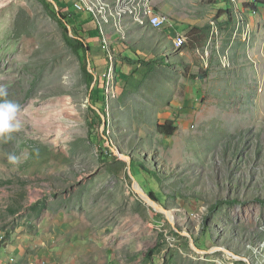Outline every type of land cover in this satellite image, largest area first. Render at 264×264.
<instances>
[{
	"label": "rangeland",
	"instance_id": "1",
	"mask_svg": "<svg viewBox=\"0 0 264 264\" xmlns=\"http://www.w3.org/2000/svg\"><path fill=\"white\" fill-rule=\"evenodd\" d=\"M89 1L67 24L58 5L81 2L0 0V102L20 123L0 136V264H264V4ZM125 15L186 40L159 54L128 33L114 61L105 28Z\"/></svg>",
	"mask_w": 264,
	"mask_h": 264
},
{
	"label": "crops",
	"instance_id": "2",
	"mask_svg": "<svg viewBox=\"0 0 264 264\" xmlns=\"http://www.w3.org/2000/svg\"><path fill=\"white\" fill-rule=\"evenodd\" d=\"M152 6H153V9L155 11L156 6L153 5V4H152ZM158 12H159V10H158V8H156L155 13L159 14ZM89 13H90V16H93L91 12H89ZM129 16H131V15H125L122 18L121 29L119 30L120 34L117 32V29H115L112 26V24L106 25L105 29H106V32L109 35L108 37H109V39L111 41L110 50H113L114 53H116V54L113 55L114 57H110V58H113L114 61H115V55H118L120 52H121V54H122V52H124L122 54L124 57L128 56V55H125L126 54L125 53L126 50H128V48H129L128 44H125V41L127 40V36H128L127 34L128 33H130L129 36H134L135 35L134 33H136L138 37L135 38V40L139 44H140V34H146V39L147 40H146L145 44H143L142 46L139 47V48L142 47L141 48L142 50H144L146 44L149 46V48L151 49L152 52L153 51H157L159 54L161 52H164V54L166 52L167 53H172L174 50H178V49H174L173 48V46H172V44L170 42V38H172V43H173V39L176 36H182L179 33H184L185 31L184 30H179V28H177L176 23L174 21L172 22L171 19H170L169 20V25H165L162 29H157V28H154V27L150 26V23L147 20V17H144L143 22H140L138 20H137V22H135V24L137 26H143V27H136L134 29H131V27H130V25L128 23L129 21H127L129 18H131ZM130 22H133V21L131 20ZM95 23L92 21V19H90L89 21H86L85 23H83V25L86 28V31H89V33H86V35L89 38V41H92V42H90V44H91L90 45V50H93L92 48L101 49V42L98 40V37L91 36V34H90L91 31H93V30L96 31V29L99 32V29L96 26L97 24L95 25ZM122 23H123V26H122ZM171 27H172V30L169 29ZM166 30H168V31L170 30L171 32L168 34V33L165 32ZM105 37H106L107 43L106 44L104 43L105 46L103 45V47H106V45L109 44V39L107 38V35H105ZM182 37H184L185 40H186V35L185 34H183ZM101 40H102V38H101ZM117 41H119V42H117ZM102 42H103V40H102ZM130 44H132V43H130ZM154 48H156V49L153 50ZM141 53H143V52H141ZM134 54H136V53H134ZM153 57H154V55L152 53H148V56H147L148 59L149 58H153ZM95 58H96V60L94 61V64H95L96 69L98 70L99 76H100V74L105 70V67H106V65L104 66V63H106V61H105V53H103V54L101 53V55H97ZM116 59H117V63H115V65L118 66V68H119V64L120 63H118L119 62L118 56H116ZM110 64H112V63H110ZM113 65H114V63H113ZM124 67H125V65H124Z\"/></svg>",
	"mask_w": 264,
	"mask_h": 264
},
{
	"label": "trees",
	"instance_id": "3",
	"mask_svg": "<svg viewBox=\"0 0 264 264\" xmlns=\"http://www.w3.org/2000/svg\"><path fill=\"white\" fill-rule=\"evenodd\" d=\"M77 3V2H76ZM259 3H261V4H264V2H262V1H260V0H258L257 2H255V3H247V6H249V7H251V8H253L254 10H256L257 8H258V4ZM62 6H60V5H58V10L59 11H57L58 13H59V15L61 16V18L62 19H64V21L68 24L71 20L72 21H74V19H75V17L77 16V15H72V16H66L64 13H63V11H62ZM64 9V8H63ZM69 10V9H68ZM155 11H156V8H155ZM83 12H86V13H88V14H90L88 11H83ZM229 12V11H228ZM91 17H93V16H90V18ZM71 23V22H70ZM83 24V23H82ZM72 25H74V24H72ZM99 29V28H98ZM97 30V29H96ZM98 31V30H97ZM99 32H100V34H101V31L99 30ZM78 41V44L81 46V48L84 50L85 48V44H84V42L83 41H81V40H77ZM85 51H86V49H85ZM119 69V68H118ZM116 71H117V73H118V75H119V77H124L125 76V74H121V73H119L120 72V70H117V68H116ZM89 76H90V80H92L93 79V75L92 74H89ZM198 77H200V78H204L205 77V73H202V74H199L198 75ZM103 90V89H102ZM98 92V93H97ZM101 92H99V89H93L92 90V97H91V99L93 100V103L97 106V101H99V94H100ZM102 109H101V111H103V109H104V103H102ZM157 131L160 133V134H163V135H165V136H168V137H170V136H172L174 133H175V131H176V127H175V125H174V123H173V121H171V120H166V121H164L163 123H158L157 124ZM102 156L103 157H105V156H107V154H104V153H102ZM148 195L154 200V201H157V198H156V196H154V193H153V191H150L149 193H148Z\"/></svg>",
	"mask_w": 264,
	"mask_h": 264
},
{
	"label": "clouds",
	"instance_id": "4",
	"mask_svg": "<svg viewBox=\"0 0 264 264\" xmlns=\"http://www.w3.org/2000/svg\"><path fill=\"white\" fill-rule=\"evenodd\" d=\"M6 95V90L3 87H0V96ZM18 111V104L11 101L0 102V136L7 137L8 134L20 128V123L16 120ZM8 160L9 162L15 164L18 162V157L15 155H9Z\"/></svg>",
	"mask_w": 264,
	"mask_h": 264
},
{
	"label": "built area",
	"instance_id": "5",
	"mask_svg": "<svg viewBox=\"0 0 264 264\" xmlns=\"http://www.w3.org/2000/svg\"><path fill=\"white\" fill-rule=\"evenodd\" d=\"M74 10L73 11H70V10H63L62 8V11L63 13L66 15V16H72V15H77L78 14H83V11H84V8L83 7H76L74 6L73 8ZM154 19V18H153ZM155 20V19H154ZM158 24L162 25V28L165 26V18H163V20H155ZM183 36V33H179ZM106 61V60H105Z\"/></svg>",
	"mask_w": 264,
	"mask_h": 264
},
{
	"label": "bare ground",
	"instance_id": "6",
	"mask_svg": "<svg viewBox=\"0 0 264 264\" xmlns=\"http://www.w3.org/2000/svg\"><path fill=\"white\" fill-rule=\"evenodd\" d=\"M75 1L81 2V5L84 8V10H86V11L90 10L89 12H91L93 17L95 18V14L92 12L93 11V7H92V2L91 1H89V0H75ZM135 183H137V182L134 180V184Z\"/></svg>",
	"mask_w": 264,
	"mask_h": 264
}]
</instances>
